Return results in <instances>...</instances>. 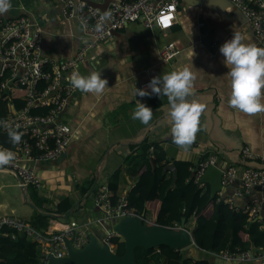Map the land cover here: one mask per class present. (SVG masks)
I'll return each instance as SVG.
<instances>
[{
	"label": "crops",
	"instance_id": "crops-1",
	"mask_svg": "<svg viewBox=\"0 0 264 264\" xmlns=\"http://www.w3.org/2000/svg\"><path fill=\"white\" fill-rule=\"evenodd\" d=\"M85 1L99 9L105 8L107 2ZM11 3L12 9L0 16L9 18L24 13L37 20L42 29L40 48L43 53L59 59L74 53L83 41L77 21L62 17L59 0H11ZM233 32L242 33L244 43L261 47L247 17L227 0H178L175 20L165 29L149 28L138 21L117 26L111 37L85 52L79 62L85 71H79V65L73 71L85 76L101 71L102 78L108 81L104 93L96 95L74 89L61 112V118L70 129L65 152L54 159L32 162L40 179L38 187L24 185L20 188L14 173L6 169L0 171V215L12 214L27 220L34 210L29 205L27 215L14 214L15 207L10 205L3 190L7 185L19 188V195L25 193L23 201L32 202L41 211H44L40 207L42 200L57 202L66 197L71 204L67 218L51 216L45 231H56L70 224L96 235V231L102 232L97 236L103 239L108 220L104 218L105 210L94 203L89 195L91 189L86 197H83L86 190L82 189L94 184L95 179L101 181L112 174L117 194L125 199L135 176L126 172L128 164L124 156L144 149L150 153L149 146L143 148L147 143L159 142L167 160L180 158L196 164L200 157L213 155L214 162L221 167L233 163L240 169L243 163H254L244 159L240 149L245 145L251 152L264 153V113L248 115L228 104L231 78L219 48ZM165 44H170L175 52L163 60L158 56V49ZM184 67L196 77L194 96L188 99L205 104L200 130L187 150L179 148L172 140L166 96L152 95L159 104L148 106L153 110V119L148 125L131 118L136 100L144 104L148 101V97H134V86L139 88L140 83L150 81L153 76ZM236 184V180L225 183L220 191L221 196L231 198L235 208H241L250 195L259 194L253 188L250 195L237 196L234 194ZM256 221L258 227H262ZM192 224L190 220L185 226L190 228ZM25 237L33 241L29 235ZM181 250L186 264H193L196 259H206V264H264V257L227 261L195 250L191 245Z\"/></svg>",
	"mask_w": 264,
	"mask_h": 264
},
{
	"label": "built area",
	"instance_id": "built-area-1",
	"mask_svg": "<svg viewBox=\"0 0 264 264\" xmlns=\"http://www.w3.org/2000/svg\"><path fill=\"white\" fill-rule=\"evenodd\" d=\"M240 9L247 17L250 29L258 43L264 48V0H227ZM178 0H107L103 9L85 0H59L60 13L65 19L77 21L83 41L76 51L65 57L55 59L40 48L41 26L24 13L9 18L0 16V100L4 102L5 113L0 117V130L8 138V142L0 141V147L11 149L16 153V160L5 169L18 175L20 183L38 187L40 179L32 162L49 160L58 157L66 150L70 129L61 118L68 99L74 92L69 81L87 50L95 44L111 37L113 30L129 21H138L149 28H168L175 20ZM110 13V19L105 24L103 32H96L95 24L104 12ZM81 20L86 21V27H81ZM170 44L158 49V56L165 60L174 54ZM149 81L139 84L144 88ZM22 100L17 107L14 99ZM44 108L43 113L32 112L31 109ZM15 127L24 133L21 142L11 144L4 123ZM240 153L243 158L254 163H243L237 169L233 163H227L221 168L222 186L232 180L237 184L234 194L237 196L250 195L251 189H257V196L250 195L241 208L232 206L230 197L221 196L216 191V199L223 198L230 207L246 213L247 218H254L264 227V153L251 152L247 146H242ZM208 162H214L210 155L198 161L194 179L199 185L198 177ZM216 164V163H215ZM92 199L95 204L105 210L104 218L111 219L117 214H133L124 205L125 199L118 197L115 206L108 205V193L104 185H100ZM14 228L24 235H29L40 245V261L43 263L48 253L55 256L66 254L64 236H73L72 243L76 246L86 241V231L70 224H64L56 231H39L27 220L12 215H0V232L3 229ZM115 234L105 231L102 240L108 242V237ZM12 235V234H11ZM110 245V244H109ZM211 255L224 260L247 261L254 257H264V246L255 249L243 248L229 250L223 248L209 251Z\"/></svg>",
	"mask_w": 264,
	"mask_h": 264
},
{
	"label": "trees",
	"instance_id": "trees-1",
	"mask_svg": "<svg viewBox=\"0 0 264 264\" xmlns=\"http://www.w3.org/2000/svg\"><path fill=\"white\" fill-rule=\"evenodd\" d=\"M17 107L22 100L15 98ZM159 100L148 97L147 106H156ZM45 109L35 107L32 112L43 113ZM4 102L0 100V117L4 115ZM0 141L7 143L8 138L0 130ZM150 153L139 150L138 153L124 156L126 172L135 176V181L125 194V207L133 213L147 211L146 222H156L166 226H176L180 217L184 222L193 221L191 236L197 250L205 253L223 248L235 250L237 248L254 249L264 246V227H258L256 220L247 218L245 212L234 209L221 197L216 196L206 200L208 187L206 183L199 185L194 179L198 163L190 160L175 158L167 160L164 148L157 141L147 143ZM205 157H200L198 161ZM112 174L106 179L97 181L89 193L93 196L105 186L108 193V205L115 206L119 195L116 192V183ZM87 187L82 190L85 191ZM68 198L63 197L57 202L42 200L40 207L44 211L52 212L53 218L62 217V213L70 207ZM51 216L32 211L27 221L37 230L44 231ZM0 232V264H41L40 245L29 241L25 235L14 229L5 228ZM12 234V235H11ZM111 249L121 253L123 242L119 235L108 237ZM182 248L157 245L154 247L135 246L133 256L139 264H186ZM206 259L193 260V264H206Z\"/></svg>",
	"mask_w": 264,
	"mask_h": 264
},
{
	"label": "clouds",
	"instance_id": "clouds-1",
	"mask_svg": "<svg viewBox=\"0 0 264 264\" xmlns=\"http://www.w3.org/2000/svg\"><path fill=\"white\" fill-rule=\"evenodd\" d=\"M13 5L11 0H0V15H6ZM110 19V13L104 12L95 24L96 32H103L105 24ZM81 27H86V21L81 20ZM245 37L240 32H233L219 48L224 57V63L229 68L227 74L231 78V95L228 100L230 107L248 115L264 113V48L255 44L244 43ZM195 75L188 68L174 70L162 76H153L144 88L134 86V97L166 96L169 104L168 116L171 122V136L174 144L187 150L200 130V117L205 104L197 102L194 96L193 81ZM72 88L84 93L102 95L108 86L106 78H102L101 71H92L87 76L79 71L72 74L70 81ZM150 89V91H149ZM133 120L148 125L153 119V110L140 100H136V107L132 113ZM3 127L11 144L21 142L24 133L15 127L4 123ZM16 160V153L11 149L0 147V171Z\"/></svg>",
	"mask_w": 264,
	"mask_h": 264
},
{
	"label": "water",
	"instance_id": "water-1",
	"mask_svg": "<svg viewBox=\"0 0 264 264\" xmlns=\"http://www.w3.org/2000/svg\"><path fill=\"white\" fill-rule=\"evenodd\" d=\"M15 176L19 182V187L24 188V185L20 183L19 176L16 174ZM198 181L207 184L206 200H210L216 191L223 188L221 168L215 163L208 162L203 167ZM92 185L93 183L86 189L83 197L88 195ZM22 196L25 197L24 192H22ZM25 202L35 211L53 216L52 212L41 211L26 199ZM70 210L71 207H68L61 216L65 217ZM110 230L122 239L123 250L121 253H115L107 242L88 231L86 241L80 246L72 243L73 236H64L66 254L55 256L48 253L47 259L41 264H139L135 262L133 256L135 246L148 248L163 244L169 247L184 248L191 245L197 250L191 236V230L185 226L183 217H180L178 225L166 226L156 222H146L143 211L133 214H117L110 220L105 231Z\"/></svg>",
	"mask_w": 264,
	"mask_h": 264
},
{
	"label": "rangeland",
	"instance_id": "rangeland-1",
	"mask_svg": "<svg viewBox=\"0 0 264 264\" xmlns=\"http://www.w3.org/2000/svg\"><path fill=\"white\" fill-rule=\"evenodd\" d=\"M78 65H79L78 66L79 67V71L84 72L85 70H83L82 65H80L79 63H78ZM9 176H10V178L12 177L11 175H9ZM12 179L13 180H16L15 177H12ZM28 188H29V186L27 187V189ZM3 190L6 193V198L8 199V202L10 203V205H13L15 207L14 214H17V215H27V211H29L28 209H31V208H30V206L27 203H25L23 201V196L22 195H19V193H21L20 189L14 187L12 185H7V186L3 187ZM146 214L148 215L147 211H144L143 212V217L146 216ZM107 221L105 222V224L106 225H109V219ZM96 233H97V235L99 237H100V233L102 234V232H98V231H96ZM111 246L112 245L110 244V247Z\"/></svg>",
	"mask_w": 264,
	"mask_h": 264
}]
</instances>
